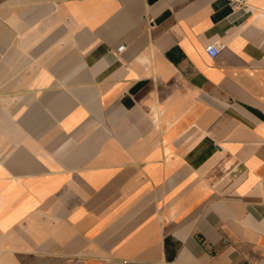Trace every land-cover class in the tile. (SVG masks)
<instances>
[{
    "label": "crops",
    "instance_id": "0c3cea01",
    "mask_svg": "<svg viewBox=\"0 0 264 264\" xmlns=\"http://www.w3.org/2000/svg\"><path fill=\"white\" fill-rule=\"evenodd\" d=\"M229 3L0 0V264H264V0Z\"/></svg>",
    "mask_w": 264,
    "mask_h": 264
},
{
    "label": "built area",
    "instance_id": "2783aa9c",
    "mask_svg": "<svg viewBox=\"0 0 264 264\" xmlns=\"http://www.w3.org/2000/svg\"><path fill=\"white\" fill-rule=\"evenodd\" d=\"M245 0H230L229 7L232 11L240 9L245 6ZM125 47L123 45L115 49V53L120 54L124 51ZM224 49V45L218 42L211 43L205 47V52L210 58L217 57L221 51Z\"/></svg>",
    "mask_w": 264,
    "mask_h": 264
}]
</instances>
